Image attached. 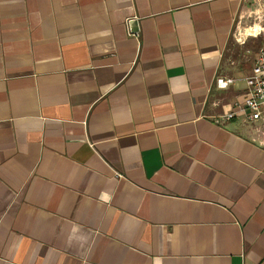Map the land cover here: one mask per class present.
Segmentation results:
<instances>
[{"label": "crops", "instance_id": "0c3cea01", "mask_svg": "<svg viewBox=\"0 0 264 264\" xmlns=\"http://www.w3.org/2000/svg\"><path fill=\"white\" fill-rule=\"evenodd\" d=\"M244 12L0 0V264H264V123H213Z\"/></svg>", "mask_w": 264, "mask_h": 264}, {"label": "built area", "instance_id": "2783aa9c", "mask_svg": "<svg viewBox=\"0 0 264 264\" xmlns=\"http://www.w3.org/2000/svg\"><path fill=\"white\" fill-rule=\"evenodd\" d=\"M236 81H242L245 84L244 98L233 102L228 111L214 117L213 123L221 125L238 117H243L249 122L264 123V47L256 53L251 71L246 77L219 78L216 80V85L220 89H225Z\"/></svg>", "mask_w": 264, "mask_h": 264}, {"label": "rangeland", "instance_id": "374dc122", "mask_svg": "<svg viewBox=\"0 0 264 264\" xmlns=\"http://www.w3.org/2000/svg\"><path fill=\"white\" fill-rule=\"evenodd\" d=\"M252 11H255V5H250ZM262 27V30L260 28ZM260 35L258 39H261L264 43V14L261 13H242L237 19L236 27L231 38L230 44L228 46V51L226 52V57L231 62L234 59L240 58V61L246 60V62L253 61L257 48L259 47L257 42L252 41V35L255 31L259 32ZM242 42L245 45H240ZM243 48V49H242ZM244 49H248L249 53L243 52ZM244 55L246 56L244 58ZM244 62V61H242Z\"/></svg>", "mask_w": 264, "mask_h": 264}]
</instances>
